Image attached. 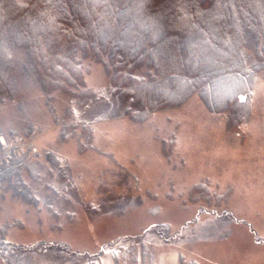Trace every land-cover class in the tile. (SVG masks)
<instances>
[{
	"label": "rangeland",
	"instance_id": "obj_1",
	"mask_svg": "<svg viewBox=\"0 0 264 264\" xmlns=\"http://www.w3.org/2000/svg\"><path fill=\"white\" fill-rule=\"evenodd\" d=\"M172 44L156 52L165 71L178 63ZM21 57L12 70L14 97L0 103L1 139L24 141L40 177L32 181L22 169L37 205L0 191V228L9 224L3 240L19 247L0 255V264H101L114 251H138L141 244L151 249V264L171 253L180 264H264V72L255 77L249 118L232 134L197 95L141 123L130 121L109 76L90 59L81 65L91 95L48 97L24 76ZM65 112L66 120L92 130L90 149L78 151L74 139L58 141L54 122L63 123ZM162 141L170 143L168 157ZM44 150L60 165L51 168ZM14 220L20 224L10 226ZM162 225L167 241L157 232Z\"/></svg>",
	"mask_w": 264,
	"mask_h": 264
},
{
	"label": "trees",
	"instance_id": "obj_2",
	"mask_svg": "<svg viewBox=\"0 0 264 264\" xmlns=\"http://www.w3.org/2000/svg\"><path fill=\"white\" fill-rule=\"evenodd\" d=\"M170 42L178 63L165 71L155 57ZM18 53L24 76L48 97L91 95L81 65L90 59L109 76L111 93L130 121L141 123L197 95L207 112L224 117L227 133L237 134L251 113L255 77L264 72V0H0V103L14 97ZM68 114L63 123L54 122L58 141L74 139L78 151L90 149L92 130L66 120ZM1 133L0 127V146ZM169 144L161 142L164 157ZM43 153L51 168L60 165L56 155ZM27 160L23 151L0 164V191L10 189L12 197L37 205L22 169L32 181L40 175ZM8 225L0 228V255L19 248L3 240ZM156 228L170 239L167 225ZM138 248L118 249L112 258L116 264H136L137 258L151 264V249Z\"/></svg>",
	"mask_w": 264,
	"mask_h": 264
},
{
	"label": "built area",
	"instance_id": "obj_3",
	"mask_svg": "<svg viewBox=\"0 0 264 264\" xmlns=\"http://www.w3.org/2000/svg\"><path fill=\"white\" fill-rule=\"evenodd\" d=\"M25 147L26 144L22 140L12 143L2 142V145L0 146V164L11 157V155H16L23 152Z\"/></svg>",
	"mask_w": 264,
	"mask_h": 264
},
{
	"label": "crops",
	"instance_id": "obj_4",
	"mask_svg": "<svg viewBox=\"0 0 264 264\" xmlns=\"http://www.w3.org/2000/svg\"><path fill=\"white\" fill-rule=\"evenodd\" d=\"M179 259H180L179 255H177V253L161 255L159 257V260L157 261V264H180ZM96 264H100V262L98 261ZM101 264H116V263L112 257L107 256L105 260L101 262ZM153 264H154V261H153Z\"/></svg>",
	"mask_w": 264,
	"mask_h": 264
}]
</instances>
